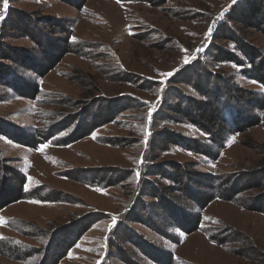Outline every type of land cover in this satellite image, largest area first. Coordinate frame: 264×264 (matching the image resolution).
<instances>
[{"label":"rangeland","instance_id":"obj_1","mask_svg":"<svg viewBox=\"0 0 264 264\" xmlns=\"http://www.w3.org/2000/svg\"><path fill=\"white\" fill-rule=\"evenodd\" d=\"M241 1L8 0L3 10L0 0L10 56H0V159L22 171L27 191L0 209V264H264V88L212 58L216 48L242 57L236 38L264 53V27L240 21ZM64 39L71 51L56 61ZM212 69L250 100L237 112L254 123L214 158L156 138H204L170 104L180 96L192 111ZM72 114L89 119L71 143L31 146L27 128L55 125L62 136ZM181 165L188 179L170 191L177 185L155 170ZM144 178L166 187L161 205L140 192ZM2 179L0 194L17 188ZM31 247L40 251L23 257Z\"/></svg>","mask_w":264,"mask_h":264},{"label":"trees","instance_id":"obj_2","mask_svg":"<svg viewBox=\"0 0 264 264\" xmlns=\"http://www.w3.org/2000/svg\"><path fill=\"white\" fill-rule=\"evenodd\" d=\"M141 1L152 2L154 0H141ZM243 4L245 5V9L240 8L241 5ZM236 9H240L238 13L240 14V16L237 15V17L240 18L241 22L247 21L248 23H251V26L253 27H257L255 26L257 24H259L258 28L264 27V4H262V0L261 1L260 0H242L236 6ZM52 24H54V22H52ZM64 28L65 30H63L62 33H67V31L72 29L71 26H66ZM64 40L66 41L65 43L66 51H61V53L57 54L55 56L56 61L57 59H60L63 54L71 51L70 47L72 44L68 42V39L67 40L64 39ZM233 44H234L233 45L234 49L242 53V57H240L237 53H235L234 50L230 51L227 49L222 50L220 48L219 49L216 48L215 50L216 52L214 53L212 58L215 59L216 61L226 60L228 63L235 65L236 70L239 72L240 75L248 79L254 80L256 83L261 84V86L264 88V53L262 51L252 52L249 45H247V43L240 38L239 39L236 38ZM3 50H4L3 52H6V53H2V49H1L0 50L1 58L10 57L8 54V51L5 49ZM217 51L219 53H217ZM199 64H201V62ZM49 69H51V67H49ZM43 73L45 74V72ZM38 74H39L38 76H42L40 72ZM218 74L219 73H217L216 69L208 70L207 72L208 80H205V82L202 84V89L201 87L199 88L200 95L202 98L200 99V101L193 103L195 107L192 111H190L189 102H184V104L183 102L180 103L179 101L180 96L177 97L179 98L178 102L176 101L173 105L170 104V106L174 109L175 107H178L180 109L182 108V110L180 111V114H182L181 117L184 118L191 125L195 126L197 129H199L204 134V138L197 139V138L182 137L180 135H174V134L171 135L172 133L168 132V130L165 129L162 132L156 133L157 139L161 140L162 142H172V144L178 145L181 148L191 150L193 152L199 153L200 155H204L205 157L210 156L211 158H214L215 156H218V153L226 145L230 136L236 135L238 132L243 130L245 127H248L254 124L253 122H250V120L244 119L243 114L240 116L239 112H237V108H238L241 114V106L243 104H249L250 100H246L241 94L237 93V89L233 86V84H230L224 77L222 78L221 76H218ZM216 75L218 76V79L217 81L214 82L213 80L215 79ZM33 92L35 93V95L37 94L36 90ZM258 100L261 101V99L258 97V99L253 100L252 104H254L255 106H258L259 105ZM183 107H185L184 110H183ZM232 116L236 117L235 122L230 121L232 119ZM69 117L70 118L66 121V123H70V124L65 126L67 132L64 133L62 136H59V132L62 130L56 129L55 125H48L46 131H44V126H33L30 128H27V130L31 134L29 135L30 140H31L30 143L32 144L31 146L35 148V147H38L40 145H44L47 143H50L53 145H63L64 142L66 141H67V144L71 143L72 141L71 139H74L75 136L80 132L81 127L79 123L81 121L83 122L84 119L86 120L89 118L87 117V115L85 117H82L81 114L79 116L72 114V116H69ZM227 118L229 119L228 121H227ZM92 119L93 117L91 118V120ZM110 119H112V116L110 117ZM74 123H75V128L74 127L70 128V125ZM255 123H258V122L255 121ZM68 140H70V142H68ZM27 145L30 146L29 144ZM165 169H167L168 171H166ZM165 169L158 170L157 168L155 170V168L153 167L152 171H150L149 174H153L155 171H158V173L156 174L159 177L167 176L168 180L171 183L177 185V186H174V185L169 186L168 189L170 191L175 190V191L180 192L179 191L181 190L180 187L188 179V176L186 177V170H185L184 165L180 166L178 172L176 169H174L173 166H170L169 168H165ZM8 174L9 176H12L13 179L17 180V188L15 190L14 189L12 190L9 184L6 183L3 185L6 191L4 194H0V209L4 208L6 205L9 204L7 200H8V197L10 196H12L11 199L13 197H16L14 201L22 200L23 198H25V196H27V191L25 189V184H26L25 175L22 173L21 170H19V168L18 169L16 168L14 170L8 169V167L4 165L3 160L0 159V190L2 187L1 185L3 183L2 176L8 175ZM183 177H185V179ZM209 177H211V179L215 178V177L212 178V176H209ZM141 183L142 185L140 189H142V191L140 190V192H142V194L149 193L154 198L153 202H155L156 204L161 205L163 196L165 195L169 196L166 193L167 191L166 187L157 184L155 180L144 178ZM89 184H93V186H98L101 183L99 180H97V181H94V183L89 182ZM180 184L181 186H179ZM212 187H213V184H211V188ZM138 189L139 187L137 188V190ZM145 190H148L149 192H145ZM221 196H222V193H220L219 191H215L212 197L210 196L209 197L212 200L213 198L219 199L221 198ZM14 201H11L10 203ZM207 201L208 203L210 202L209 199ZM155 203L150 204V205L155 206ZM140 206L143 207L142 210L144 211V216H143L144 219H147L148 217H150L149 216V204L144 201V203L142 202L139 204V207ZM129 208L130 207H128V209ZM140 208H137V211H140ZM197 209L200 210L202 208L201 206H197ZM196 214L198 215V212H196ZM133 219L135 220L137 219V214H136V218H133ZM174 219H177L176 215L174 216ZM137 221H141V220H137ZM143 221L142 223L146 225L147 227H150L151 229H155L154 227L155 225H157V223L156 224L151 223L153 221H150V220H143ZM172 225H176V224H172ZM199 227L200 226L198 225V220H196L195 229H198ZM128 231L131 232V234L134 233L133 231H131V228H129ZM7 245H8L7 242L0 240V252L1 253H4V254L8 253L9 248ZM25 251H28L23 254V257L26 258V257L34 256L40 250L31 247L30 250H25ZM11 252H14V251H11Z\"/></svg>","mask_w":264,"mask_h":264},{"label":"snow or ice","instance_id":"obj_3","mask_svg":"<svg viewBox=\"0 0 264 264\" xmlns=\"http://www.w3.org/2000/svg\"><path fill=\"white\" fill-rule=\"evenodd\" d=\"M8 8V0H3V10H6ZM3 17L0 16V19H2ZM187 62V61H185ZM43 147V146H42ZM139 177V173L137 172V178ZM115 217H113V223H115ZM0 221H2V218H0Z\"/></svg>","mask_w":264,"mask_h":264}]
</instances>
